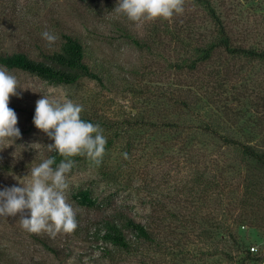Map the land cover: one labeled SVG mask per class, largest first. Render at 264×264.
I'll return each mask as SVG.
<instances>
[{"label": "rangeland", "instance_id": "1", "mask_svg": "<svg viewBox=\"0 0 264 264\" xmlns=\"http://www.w3.org/2000/svg\"><path fill=\"white\" fill-rule=\"evenodd\" d=\"M211 1L236 39L245 37L246 46L264 51V0ZM117 4L0 0V48L44 60L45 53L59 50L64 35H72L85 45L87 63L102 76V81L85 77L67 84L6 68L23 88L9 103L21 136L0 143V191L29 183L30 169L52 153L47 145L54 141L33 123L42 94L82 105L81 118L100 125L111 141L99 165L79 156L68 174L66 196L76 212V230L53 238L24 230L19 214L0 217V264H212L208 255L215 251L219 264H229L220 252L236 251L214 200L183 195L196 171L224 182L228 199H240L248 179L257 181L254 206L235 212L246 222L227 223L244 248L258 247L253 253L264 262V61L218 56L196 73L182 75L174 68L180 45L163 26L186 23L193 36L202 33L206 39L212 24L203 7L185 0L183 14L137 26L115 10ZM44 31L58 36L51 47L42 39ZM133 38L152 48L138 47ZM213 69L224 81L220 89H213L208 76ZM211 91L221 93L220 110L206 101L207 96L218 99ZM204 122L220 136L254 146L262 159L241 162L237 148L196 129ZM80 191H88L97 205H82ZM113 217L145 224L155 241L133 239L128 232L129 250L102 244L95 226Z\"/></svg>", "mask_w": 264, "mask_h": 264}, {"label": "trees", "instance_id": "2", "mask_svg": "<svg viewBox=\"0 0 264 264\" xmlns=\"http://www.w3.org/2000/svg\"><path fill=\"white\" fill-rule=\"evenodd\" d=\"M200 4L205 10L206 18L211 22V30L208 34L209 37L202 35V33H194L189 30L188 24H178V27H171L167 24L163 26V29L168 33L172 41L178 43L180 52L178 60L174 64V68L182 75L185 73H196L202 66L214 61L218 56L219 58H230L235 60L236 58H244L250 61L262 60L264 61V51L257 50V47H248L244 44L245 37L236 39L230 28H228L224 22L221 12L211 0H192ZM133 43L138 47L151 49L148 41L139 40L133 38ZM87 50L82 41L72 35H64V41L59 50H52L49 53H45L44 60H37L32 58L28 53L24 51L8 52L6 49L0 48V65L7 69H20L22 71L29 72L41 76L46 79H53L58 82L72 84L77 82L81 78H92L98 81H102V76L97 71L95 66L87 63L86 61ZM218 60L217 62H219ZM228 76V69H225ZM219 71L213 69L208 75L210 79L214 80L213 89L222 88L224 84L223 80H219ZM211 97L213 93L217 94L218 99L210 100L209 96L206 97V101L215 106L218 110L222 107L221 93L211 91ZM209 93V94H210ZM220 112H223L222 110ZM35 110L32 112L34 117ZM196 129L210 134L218 136L219 139L227 144L232 145L239 150L241 162L245 163L249 160H261L262 155L259 156L257 148L254 146L240 142L228 135L220 136L218 130L207 122L197 126ZM111 145V141H107L106 149ZM50 156H54L56 164L63 159L57 153L52 152ZM49 156V157H50ZM74 157L72 159L78 158ZM55 166V165H54ZM257 193V181L248 179L245 185L244 191L237 199H228V187L220 179L208 178L204 172L196 171L192 178V185L183 191V195L197 196L202 199L211 198L214 200L216 208L215 211L219 212L224 219L223 225L226 228L228 237L232 241V246L236 251V255H232L231 252H220L223 255L224 260L229 264H261V257L256 256L249 248H244L238 242L235 233L233 232L229 224L232 226H240L246 222L243 215H236V210L250 209L254 206L253 196ZM78 200L82 205L88 207H94L97 205V201L90 196L88 191H80L78 193ZM256 209V208H255ZM201 210L199 209L198 212ZM201 213V212H200ZM173 215V214H172ZM229 224H228V223ZM201 224H199V227ZM213 229H224L222 226H214ZM218 227V228H215ZM128 232L131 233V237L137 240H143L149 243H153L155 238L150 232L149 228L133 218H105L102 219L97 226H95V237L102 241V244H110L120 249L129 250L131 247V241L128 238ZM106 250L108 246L103 247ZM218 253L211 252L208 257H211L214 262L212 264H219L216 258Z\"/></svg>", "mask_w": 264, "mask_h": 264}, {"label": "clouds", "instance_id": "3", "mask_svg": "<svg viewBox=\"0 0 264 264\" xmlns=\"http://www.w3.org/2000/svg\"><path fill=\"white\" fill-rule=\"evenodd\" d=\"M115 10L141 26L145 22L170 20L183 14L185 0H118ZM41 36L49 47L58 40V36L49 31L42 32ZM17 89L23 90L16 76L0 67V143L3 144L14 143L21 136L17 114L9 107L10 97L19 95ZM83 110L82 105L70 99L50 95L42 94L36 101L33 123L54 141L47 145L48 151L63 159L58 165L54 156L44 159L30 169L29 183L0 191V217L19 214L24 230L33 234L46 233L53 238L59 233L71 234L76 230V212L66 196L68 174L75 163L72 158L87 157L99 165L107 144L103 128L81 118Z\"/></svg>", "mask_w": 264, "mask_h": 264}, {"label": "built area", "instance_id": "4", "mask_svg": "<svg viewBox=\"0 0 264 264\" xmlns=\"http://www.w3.org/2000/svg\"><path fill=\"white\" fill-rule=\"evenodd\" d=\"M250 251L251 252L258 251V247H256V246L253 245V246L250 247ZM261 264H264V262H262Z\"/></svg>", "mask_w": 264, "mask_h": 264}]
</instances>
